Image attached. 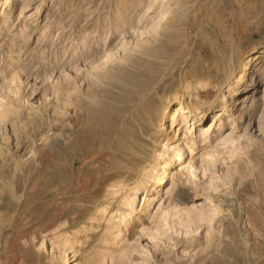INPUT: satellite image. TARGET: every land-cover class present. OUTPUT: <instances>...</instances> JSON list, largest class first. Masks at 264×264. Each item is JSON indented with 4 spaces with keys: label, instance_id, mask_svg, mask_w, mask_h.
Instances as JSON below:
<instances>
[{
    "label": "rangeland",
    "instance_id": "1",
    "mask_svg": "<svg viewBox=\"0 0 264 264\" xmlns=\"http://www.w3.org/2000/svg\"><path fill=\"white\" fill-rule=\"evenodd\" d=\"M3 4L0 264H264V0ZM182 100L207 112L191 143L156 116ZM168 140L196 177L172 167L117 222Z\"/></svg>",
    "mask_w": 264,
    "mask_h": 264
},
{
    "label": "bare ground",
    "instance_id": "2",
    "mask_svg": "<svg viewBox=\"0 0 264 264\" xmlns=\"http://www.w3.org/2000/svg\"><path fill=\"white\" fill-rule=\"evenodd\" d=\"M2 1L5 2V4H3V5L8 6V9L6 11L8 13H10L12 11V9H11V3L14 0H2ZM0 2H1V0H0ZM1 10H2V8H1ZM164 15L165 16L162 17V21H165L164 23L166 24V23H168V18L172 17V15L168 11L164 12ZM255 54L257 55V52L254 50L251 55H249V53H248V57L249 56H253ZM262 54H264V51H262ZM257 60H259V58H257L256 61ZM246 69H247V65L244 66L243 75L240 77L238 83H241L242 84L244 82L245 75H246ZM206 84L207 83H205V82H199L198 85H197V88L198 89H200V88L201 89H206L207 86H208ZM205 93H208V91L207 92H204L201 95H204ZM150 103L151 102L149 101V104ZM164 105L165 106H164V109H163L162 114H160L159 113L160 111H158V113L156 115L159 118V123H161V127L163 128L166 125V124H164V121H165V119L167 117H169V119L171 118L172 128H175L176 129L181 124L184 125V126H187V130H186V136L187 137L186 138H187L188 142L191 143L192 140H193L190 137V133L193 130V125H190L191 122L198 120L199 115H197V113L199 111H201L200 116H202V117L207 112L205 110H203L202 108H198L196 106V104L195 105H193V104L192 105L185 104L184 103V100L180 101V105L178 107H176L177 110L173 114H171L172 111H169V104L168 105L164 104ZM146 108H150V107L147 106ZM80 111H82V110L80 109ZM225 112L227 113L228 110L226 109ZM193 115H196V116L195 117H192ZM101 120H103V119H101ZM221 120H222V115H220V117L218 118L217 121L220 122ZM73 121L76 122V123H79L82 126V128H83L82 130L89 131L90 133H93V130L95 129V126H96L95 125V122L93 121V118H92L91 114L88 111L86 113L85 112H82V115L81 116L74 117L73 120H72V122ZM72 122H70L71 125L74 124V123L72 124ZM178 123H179V125L176 126ZM76 125H78V124H76ZM216 127H217V125H214L212 123L208 124L205 127H202L201 130H203L202 136H203L204 140H208L210 138L211 132H213V130H215ZM192 137H193V135H192ZM229 143H234L233 142V138L231 136L229 138L224 139L221 144L222 145H227ZM183 152H184V149H183L182 146L172 147V145L170 144V140H168V142L163 147V151L161 153H159L158 156L156 157L154 166L151 168V170H149V172H147L146 179L143 180V181H141L139 184H136L134 187L129 188L128 191L122 196V199H121V202L120 203L122 204L124 210L122 212H120L119 217H118L119 220L117 222H120L122 224H126L127 217L130 216L131 213L134 211V207L136 205L139 192L141 190H145V192H149L153 188H156V187L159 188L160 186H162L164 184V182H165L166 174L170 170L173 169L172 167L178 166V168H181V172L174 173V178L177 177V176H180V175H184L185 172L189 176V179L190 180H193V178L196 177L197 170L195 169V165L193 164L192 161L184 168V165H183V162H182L183 159H184ZM210 154L211 153H209V156L213 157ZM174 156H175V158H177V160H174L175 159ZM180 161L182 163L181 164H178ZM160 166H161V168H160ZM158 167H159V169H162V170L157 171V168ZM175 211H176L175 212V215H177V216L183 214L181 211L179 212L178 210H176V208H175ZM162 213H161V215H159L160 216L159 217V220L161 221L162 226L164 228H168L169 227V220L171 218L170 217V214H168V213H163L162 214ZM102 214L103 215H106L107 214V211L106 210H102ZM190 214H191V212H188L187 213V215H189V217H190ZM185 215L183 214L182 216H185ZM196 217H198V216H196ZM198 218H202L201 215ZM62 249L63 250H66V251H71L72 247L69 245L68 240H66L64 242V245H63Z\"/></svg>",
    "mask_w": 264,
    "mask_h": 264
}]
</instances>
